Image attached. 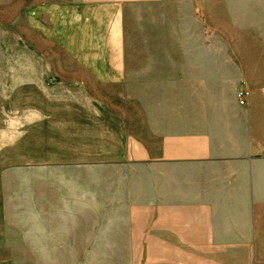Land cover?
Instances as JSON below:
<instances>
[{"label":"crops","instance_id":"obj_1","mask_svg":"<svg viewBox=\"0 0 264 264\" xmlns=\"http://www.w3.org/2000/svg\"><path fill=\"white\" fill-rule=\"evenodd\" d=\"M202 1H51L66 9L69 80L119 88L116 155L84 165L100 214L122 215L140 250L132 264H264V126L219 144V31Z\"/></svg>","mask_w":264,"mask_h":264},{"label":"rangeland","instance_id":"obj_2","mask_svg":"<svg viewBox=\"0 0 264 264\" xmlns=\"http://www.w3.org/2000/svg\"><path fill=\"white\" fill-rule=\"evenodd\" d=\"M51 1L0 0V264H132L140 250L122 215L100 214L86 166L116 155L108 113L122 106L119 88L69 80L66 9ZM201 5L219 31L218 141L236 147L264 126V0Z\"/></svg>","mask_w":264,"mask_h":264},{"label":"built area","instance_id":"obj_3","mask_svg":"<svg viewBox=\"0 0 264 264\" xmlns=\"http://www.w3.org/2000/svg\"><path fill=\"white\" fill-rule=\"evenodd\" d=\"M243 102H245V98L241 97V102L240 103H243Z\"/></svg>","mask_w":264,"mask_h":264}]
</instances>
